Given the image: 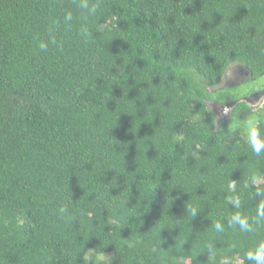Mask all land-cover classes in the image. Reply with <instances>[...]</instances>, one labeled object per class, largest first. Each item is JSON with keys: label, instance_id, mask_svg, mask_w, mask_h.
Here are the masks:
<instances>
[{"label": "trees", "instance_id": "obj_1", "mask_svg": "<svg viewBox=\"0 0 264 264\" xmlns=\"http://www.w3.org/2000/svg\"><path fill=\"white\" fill-rule=\"evenodd\" d=\"M81 2L0 0V264H246L264 226L211 224L264 157L209 104L255 112L239 101L264 79V0ZM233 65L251 76L221 89Z\"/></svg>", "mask_w": 264, "mask_h": 264}, {"label": "clouds", "instance_id": "obj_2", "mask_svg": "<svg viewBox=\"0 0 264 264\" xmlns=\"http://www.w3.org/2000/svg\"><path fill=\"white\" fill-rule=\"evenodd\" d=\"M102 0H96L91 5L88 0H82L80 7L87 10L89 16H95L101 8ZM71 14L65 16V20H71ZM51 31V30H50ZM80 35L84 42L93 39V32L87 27L82 26ZM49 44L56 45L57 40L53 36L50 41H40L38 47L41 51H47ZM251 89L257 93L264 92V79L253 80L251 82ZM233 123L234 131L232 133V140L239 143V138H243L246 145L251 149L252 154L256 157H264V109L255 112H249L246 118L233 120L232 110L225 106L222 113L215 116L212 124L217 126L223 116H229ZM256 185V187H253ZM248 196L254 201V214L249 215L242 211L243 190H248ZM224 203L230 207L232 211L228 214L224 221H216L211 224V228L217 234H223L228 229H233L241 234H256L260 227L264 226V177L253 178L250 183H245L242 188L238 189L237 182L229 180L224 189ZM65 208L61 206L60 213L63 214ZM187 216L191 218L196 217L201 211L198 207L187 205ZM211 251V245H209ZM244 260L246 264H264V239L258 240L252 247L244 252Z\"/></svg>", "mask_w": 264, "mask_h": 264}, {"label": "water", "instance_id": "obj_3", "mask_svg": "<svg viewBox=\"0 0 264 264\" xmlns=\"http://www.w3.org/2000/svg\"><path fill=\"white\" fill-rule=\"evenodd\" d=\"M230 72H234V78L236 80H238L237 83L242 82L240 84L236 83L237 85H241V84L245 83L251 76V72L244 65H233V66L229 67L227 72H226L225 78L228 75V73H230ZM233 87H235V86L234 85L233 86L232 85L226 86V88H233ZM220 88L221 89L224 88L223 85H221ZM262 99H264V92L257 93L255 95H252L251 97H245V98L241 99L239 102H246L250 107H252V106H255L256 102L259 103ZM237 104H238V102H235V103H229V104H227L225 106H227L231 110H233V108ZM230 116H231V113L229 114V116H225L223 121L228 122L230 120ZM221 121L222 120L220 119L218 121V123H220Z\"/></svg>", "mask_w": 264, "mask_h": 264}, {"label": "rangeland", "instance_id": "obj_4", "mask_svg": "<svg viewBox=\"0 0 264 264\" xmlns=\"http://www.w3.org/2000/svg\"><path fill=\"white\" fill-rule=\"evenodd\" d=\"M238 80H236L234 78V72H230L228 73V75L226 76V78L224 79V82H223V87L226 88V86L228 85H234L235 87H238V86H241V85H237V84H240V83H237ZM237 83V84H236ZM246 83V82H245ZM244 84V83H243ZM211 110L216 114V115H219L220 113H222V109L223 107L225 106H222V105H217V104H214V103H210L209 104ZM252 108L257 111V110H260V109H263L264 108V99H262L259 103H255V106H252ZM225 116H223L221 118V120L223 121ZM221 121V122H222ZM220 122V123H221ZM88 254H93L92 251H89ZM89 261H90V264H93L95 261V264L98 263L99 261H105L107 260L109 257L105 256V255H95L93 257V255H89ZM96 259V260H95Z\"/></svg>", "mask_w": 264, "mask_h": 264}]
</instances>
